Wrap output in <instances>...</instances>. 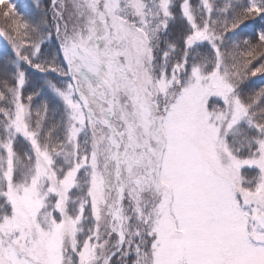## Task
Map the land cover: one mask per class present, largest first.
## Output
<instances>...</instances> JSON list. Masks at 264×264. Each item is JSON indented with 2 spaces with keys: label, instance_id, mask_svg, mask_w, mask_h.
I'll return each mask as SVG.
<instances>
[{
  "label": "snow or ice",
  "instance_id": "snow-or-ice-1",
  "mask_svg": "<svg viewBox=\"0 0 264 264\" xmlns=\"http://www.w3.org/2000/svg\"><path fill=\"white\" fill-rule=\"evenodd\" d=\"M32 7L0 27V264H264V0Z\"/></svg>",
  "mask_w": 264,
  "mask_h": 264
},
{
  "label": "trees",
  "instance_id": "trees-1",
  "mask_svg": "<svg viewBox=\"0 0 264 264\" xmlns=\"http://www.w3.org/2000/svg\"><path fill=\"white\" fill-rule=\"evenodd\" d=\"M33 4H34L33 2H29V1L20 2L16 4V8L14 9V11L19 12V13H24L26 18L28 16H33L35 15L34 9L32 7ZM5 11H9L8 4L7 3L0 4V27H6V23H5L6 18L3 16V13ZM11 15L12 13L10 12L9 17H8L9 20L11 18ZM251 33H252V29L248 28V29H245L244 35L249 36L251 35ZM0 47L3 49V52L0 55V74H2L3 69H4V64L6 62L5 58L7 56H12L14 54L11 52V46L8 44V42L3 37H0ZM252 79L256 81L257 84L261 82L260 77H255ZM253 86L255 87L256 85H253Z\"/></svg>",
  "mask_w": 264,
  "mask_h": 264
},
{
  "label": "rangeland",
  "instance_id": "rangeland-1",
  "mask_svg": "<svg viewBox=\"0 0 264 264\" xmlns=\"http://www.w3.org/2000/svg\"><path fill=\"white\" fill-rule=\"evenodd\" d=\"M25 1L33 2V3L35 2V0H5L4 3H7V4L11 3V4L16 5L20 2H25ZM2 52H3V49L0 47V55Z\"/></svg>",
  "mask_w": 264,
  "mask_h": 264
}]
</instances>
